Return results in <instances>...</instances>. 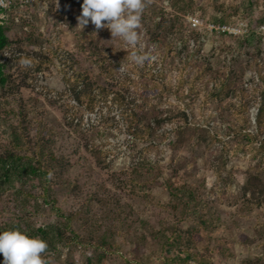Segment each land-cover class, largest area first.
Masks as SVG:
<instances>
[{
	"label": "rangeland",
	"instance_id": "rangeland-1",
	"mask_svg": "<svg viewBox=\"0 0 264 264\" xmlns=\"http://www.w3.org/2000/svg\"><path fill=\"white\" fill-rule=\"evenodd\" d=\"M172 1L145 0L136 48L112 38L107 28L97 30L91 22L84 29L77 26L83 0H18L0 12V25L14 27L11 35L19 41L15 54L7 52L5 56L10 60L12 81L16 88L22 86L17 94L0 99V152L13 148L12 128L18 125L17 112L23 106L29 128L24 133L26 140L33 148L37 141L47 139L64 165L60 178L53 181L56 207L66 216L81 213L72 221V230L63 219L59 221L69 238L66 243L76 235L79 240H90L85 245L73 243L72 248L57 241L56 249L42 254L45 264H88L90 258L89 264H179L177 257L185 258L181 251L185 247L172 246L168 238L176 229L185 235L197 228L201 217L210 223L195 235L191 249L200 256L197 260L204 257L211 264H243L264 256V206L249 201L251 194L243 190L247 171L258 159L239 151L241 142L230 133L232 127L244 126L228 111V106L239 105L240 99L231 93L229 98L213 100L203 86L206 81L211 89V73L217 76V84L219 77L230 72L235 86L247 92L243 101H251L246 116L252 123L244 129L256 133L259 88L264 78V0H181L179 22L183 26L164 39L169 44L166 51L158 48L154 38L162 14L174 11ZM223 17L229 21L225 25L231 31L228 35L213 23ZM197 19L200 22L194 27L192 22ZM211 26H215L213 31ZM250 30L261 42L248 47L240 37ZM32 35L38 38L33 46L26 39ZM184 44L189 45V52L183 50ZM27 52L52 58L54 63L31 66L24 58ZM134 55L146 59L137 63ZM68 58L75 60L73 69ZM200 64L211 70L198 82L192 81ZM121 66L125 70L117 71ZM158 72L162 76H157ZM74 73L87 83L91 80L94 89H106L107 98L98 99L93 110L76 100V85L67 81ZM180 113L195 117L193 122H199L204 130L216 131L221 142L198 144L200 127H193L184 130L186 140L179 144ZM150 126L156 138L147 134ZM135 130L145 132L137 136ZM247 141L243 139V146ZM99 159L104 161L99 163ZM144 167L156 178L146 189L134 176L143 173ZM170 183L184 187L186 193L193 190L200 201L187 220L176 217L170 207L172 202L177 207L183 205L172 200L167 189ZM14 199L9 194L0 199V223L14 222ZM39 200L36 226L55 224L57 215ZM108 207L112 214H122L120 223L114 216L106 218ZM104 233L107 245L96 248L93 243L97 245ZM104 251V260L97 262L95 256ZM3 260L0 254V264Z\"/></svg>",
	"mask_w": 264,
	"mask_h": 264
},
{
	"label": "trees",
	"instance_id": "trees-1",
	"mask_svg": "<svg viewBox=\"0 0 264 264\" xmlns=\"http://www.w3.org/2000/svg\"><path fill=\"white\" fill-rule=\"evenodd\" d=\"M180 2L181 0H173L172 7L174 8V11L172 12V14H162L163 17L158 24L159 29L158 32H156V37L154 38V42H157L158 48L164 47L167 51V49L169 48L166 47L169 46V44H167L164 39L171 34H175V32L180 30L179 28L183 26L179 22L182 11L179 8ZM184 11L187 12L186 9ZM0 12H2V9H0ZM228 22V18L226 17H223L220 20H213V23H218L217 25L220 26L219 29L221 33H224L226 35H228V32L222 31V28L226 27L225 25L228 24ZM261 23H264V18L261 20ZM13 28L14 27H11L9 25H0V99L1 97L5 98L8 95L17 94V91H19L20 87H22L20 86L16 88V84L14 83V81H12V76L9 73L10 60L5 56L7 52H11L12 55H14L15 51H17L14 47L19 41L13 38V36L11 35ZM240 38L243 40L242 44L248 47H251L252 45H254V43L256 44V42H261V40L257 41L256 34L252 30H250L249 32H247V34ZM26 39L30 40V45L32 46L37 44L36 40H38V38L36 37L35 39L33 35L27 36ZM188 46L189 45L184 44L183 50L189 52ZM192 53L196 54V52H191L190 54L192 55ZM26 56L27 57L24 58L31 62V66H37L41 68L42 64H48L52 62L54 63V59L45 56H38L35 52H27ZM72 62L68 58V64L73 69L75 63V60L73 58ZM196 69L198 70V72L193 76L192 81L198 82L199 80H201V78L204 77L205 72L208 69L211 70V67L207 66L204 69V64H200V66H197ZM160 75L162 76V72L157 73V76ZM83 78L81 75L74 73L69 77V79H67V81L69 84L74 81V83L72 84L73 86L76 85L74 86L75 90L73 91L75 93L76 100L80 102L81 106H86V109L90 111L93 110V108L96 106L98 99L107 98L108 93L103 87H99L100 89H94L95 84L91 80L87 83V80ZM216 78L217 76H215V73L210 74V77L208 79L209 83L213 80L211 89L209 88V84H207L206 81L204 82L203 86H207V96H209L213 100H222L229 98L231 93H233L237 96L238 99H240L239 105H236L235 103L229 105L228 111L232 112V114L237 117V119L239 120L238 122L242 124L241 127L243 126V124L244 126L239 129L238 127H236L235 129L232 127L230 129V133H233L235 137L238 138V140L241 142L237 147L239 151L242 150L247 153L250 152L253 154V158L258 159L256 166H250L247 171V179L243 186V190L245 191L246 195L248 193L251 194L249 201L254 202L257 206H264V78L263 85L261 86V88H259L260 101L257 104L258 110L256 115V133H254L253 130L247 128L244 129L245 125H250V123H252L250 118L246 116V113L250 111L251 101H243L246 100V97L248 96L245 89L235 86L236 84H234L233 77L230 72L229 74L226 73L224 76L219 77L218 83L214 84ZM214 85L216 86L215 88ZM81 89L85 90L82 91ZM119 101L120 99L117 100V102ZM254 103L256 102L253 101V104ZM123 105V102H120V106ZM234 107L235 109L233 110ZM22 108L24 107H19V111L17 112V116L18 118H20V120L18 121V125L13 126L12 128V136L14 138L13 148L11 150L5 149L4 152H0V199L6 194L15 197V199L13 200V208L15 211V218L13 220L14 222L0 223V232L9 229H19L30 237H38L44 240L48 245V250L56 249L57 241H59L60 243L63 242L65 246L71 248L73 247V243L76 242L83 243L82 245H85L88 239L83 241L82 239L79 240V236H77L76 234V237L72 238V240H69L68 243H66V240H68L69 238L65 237L66 234L63 229L60 228V225L58 223L59 221L64 220L66 226L69 227L70 230H72V221L74 219H77L78 216H81V213L71 212L66 216L65 214L60 213V208L56 207V200L54 199L52 193L53 190H55L53 181L56 178H60V170L64 165L61 159L58 158L55 152L52 150L51 145L48 144L47 139L43 138L42 143L40 141H37V143L33 144L35 146H33V148L31 147L32 143L26 140L24 136L25 131H28L29 128L26 126L28 125L27 116L24 115V109ZM180 115L181 116L179 117V121L177 122L179 144L184 143V141L186 140L184 137L186 132H184V130L188 132L189 129L191 130V128L193 127H200V135L198 136V138H196L198 144L201 145V142H204L207 146H209L210 144H216V141L221 142L216 131L212 132L210 131L211 129L204 130L202 128L203 126L200 125L199 122H193V119L195 118L193 117L194 114H192L193 119H190L187 113H180ZM228 115L229 114H227V117ZM130 117L132 118V120H135L136 118V116H134L133 114H130ZM147 130V134L151 138H156L155 130L151 126ZM135 131V134L137 136H142L145 132L137 130ZM246 138L249 141H247L248 143L246 146H243L242 141ZM175 146H178V144L176 143ZM27 147L29 148L27 149ZM101 159H99V163L104 161H101ZM220 164L221 165L219 167L221 169H224L225 161L221 162ZM134 176L140 180V185L145 189L150 188L152 183H154L156 179L152 178V170L150 168L145 169V167L143 173L135 172ZM167 189L173 201L179 200L183 203V205H180L178 207L174 205V202L171 203L170 207L176 213V217L181 216L184 218L183 220L189 219L190 216L193 215L195 211H197L198 204L200 203L199 199L196 197L195 192L191 189H188V192L186 193L184 187H179L173 183L168 184ZM182 196L186 198H183ZM40 198H42L43 203L48 205L50 210L55 212V214L57 215V222L55 224L40 227L36 226L34 218L37 214H39L36 208L39 206ZM116 205L117 209L118 204ZM88 207L89 206H86L84 208L88 210ZM108 209L109 211L105 212L107 215L106 218L114 216L113 219H116L120 223L123 219L122 214L120 212H115L116 214H112L113 209L109 207ZM84 212L87 213L88 211ZM91 212L92 211L90 210V213ZM86 213L83 214L81 220H84ZM198 213L199 212H196V215H198ZM199 220L200 221L198 227L189 229L185 232V235L178 233L176 229L168 238V242L171 241L170 243H172V246L176 245L185 247L184 250H181L183 253H185V258H181L180 256L177 257L180 262L179 264H190L192 261H197L200 264H211L207 262L204 257H201L203 261L197 260L200 256L198 254L192 253L191 248L195 245L194 238L196 233H199L200 228H208L210 223L203 217L199 218ZM106 235L107 234L104 233L100 237V239H98L97 245L96 243H93L96 248H99L100 246L102 248L104 247V245H107ZM87 243L90 244V240ZM105 253L106 252L104 251L103 253L95 256L97 262H102L104 260ZM92 260L93 259L91 258L88 259V264L91 263ZM243 264H264V256L258 257L256 259L245 260Z\"/></svg>",
	"mask_w": 264,
	"mask_h": 264
},
{
	"label": "clouds",
	"instance_id": "clouds-1",
	"mask_svg": "<svg viewBox=\"0 0 264 264\" xmlns=\"http://www.w3.org/2000/svg\"><path fill=\"white\" fill-rule=\"evenodd\" d=\"M81 8L77 26L84 29L91 22L97 30L109 29L112 38H120L129 47L140 45L141 37L137 29L140 28L145 0H83ZM132 59L142 63L146 57L134 55ZM124 70L121 66L117 71ZM47 247L44 240L30 237L19 229L0 232L3 264H45L42 254Z\"/></svg>",
	"mask_w": 264,
	"mask_h": 264
},
{
	"label": "built area",
	"instance_id": "built-area-1",
	"mask_svg": "<svg viewBox=\"0 0 264 264\" xmlns=\"http://www.w3.org/2000/svg\"><path fill=\"white\" fill-rule=\"evenodd\" d=\"M16 1H18V0H0V9H2L3 11H7L16 3ZM198 22H200V21H198V19L195 22H192L193 26L194 27L198 26V24H197ZM214 28H215V26H211L212 31ZM222 31H228L229 33H231V31L227 27H223ZM190 264H196V263L191 262Z\"/></svg>",
	"mask_w": 264,
	"mask_h": 264
}]
</instances>
